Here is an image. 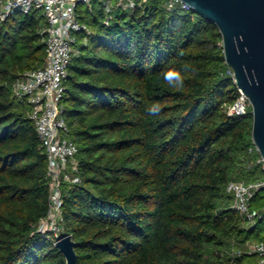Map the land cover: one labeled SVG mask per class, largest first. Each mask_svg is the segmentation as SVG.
<instances>
[{"label": "trees", "instance_id": "1", "mask_svg": "<svg viewBox=\"0 0 264 264\" xmlns=\"http://www.w3.org/2000/svg\"><path fill=\"white\" fill-rule=\"evenodd\" d=\"M165 1L116 10L107 26L99 2L78 9L91 34L77 35L63 104L81 183L63 185V232L78 264H256L231 253L264 220L249 226L227 192L264 179L252 107L227 115L239 92L219 29ZM45 26L39 10L0 21V264H67L37 230L50 211L48 161L12 90L44 67ZM253 205L264 206V191Z\"/></svg>", "mask_w": 264, "mask_h": 264}, {"label": "built area", "instance_id": "2", "mask_svg": "<svg viewBox=\"0 0 264 264\" xmlns=\"http://www.w3.org/2000/svg\"><path fill=\"white\" fill-rule=\"evenodd\" d=\"M95 2H99L106 12L104 24L107 26L116 10L143 8L148 0H0L2 22L17 13L27 15L33 10H39L46 19V26L41 32L46 44L45 65L18 77L12 90L19 101L29 104V116L34 121L48 161L50 211L40 221L37 230L55 242L64 234L63 185L65 182L81 183L76 159L78 146L69 137L70 129L65 117V80L72 59L79 53L76 49L77 35L91 34L88 26L81 21L78 9L83 6L91 13ZM165 8L170 12L177 8L191 11L183 0H166ZM231 74L234 78L232 71ZM238 92V98L226 110L228 116L246 115L251 107L248 97L240 89ZM259 163L264 169V158L261 156ZM263 191L264 179L253 183L232 181L227 187V192L234 199L232 208L249 226L264 220V206L257 209L253 205L256 195ZM231 255L254 256L256 264H264V240L250 242L243 249L233 250Z\"/></svg>", "mask_w": 264, "mask_h": 264}, {"label": "water", "instance_id": "3", "mask_svg": "<svg viewBox=\"0 0 264 264\" xmlns=\"http://www.w3.org/2000/svg\"><path fill=\"white\" fill-rule=\"evenodd\" d=\"M191 11L214 24L223 38L235 85L249 99L252 140L264 158V0H183ZM67 264H78L77 244L63 234L55 242Z\"/></svg>", "mask_w": 264, "mask_h": 264}, {"label": "clouds", "instance_id": "4", "mask_svg": "<svg viewBox=\"0 0 264 264\" xmlns=\"http://www.w3.org/2000/svg\"><path fill=\"white\" fill-rule=\"evenodd\" d=\"M164 79L174 86H182L183 85V77L179 72L168 71L164 73ZM150 114H156L159 112L158 106H153L148 109Z\"/></svg>", "mask_w": 264, "mask_h": 264}, {"label": "rangeland", "instance_id": "5", "mask_svg": "<svg viewBox=\"0 0 264 264\" xmlns=\"http://www.w3.org/2000/svg\"><path fill=\"white\" fill-rule=\"evenodd\" d=\"M82 9H85L83 6L81 7ZM69 173H71L69 171ZM68 183L65 182L64 185H67ZM264 237V223H260L258 228L254 231L253 233V240L251 242H255L258 238Z\"/></svg>", "mask_w": 264, "mask_h": 264}]
</instances>
